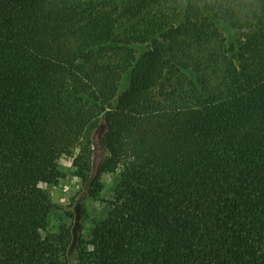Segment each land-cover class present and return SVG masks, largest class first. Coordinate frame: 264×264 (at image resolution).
<instances>
[{
  "label": "trees",
  "instance_id": "obj_1",
  "mask_svg": "<svg viewBox=\"0 0 264 264\" xmlns=\"http://www.w3.org/2000/svg\"><path fill=\"white\" fill-rule=\"evenodd\" d=\"M75 151L117 176L81 264H264V0H0V264H68Z\"/></svg>",
  "mask_w": 264,
  "mask_h": 264
},
{
  "label": "rangeland",
  "instance_id": "obj_2",
  "mask_svg": "<svg viewBox=\"0 0 264 264\" xmlns=\"http://www.w3.org/2000/svg\"><path fill=\"white\" fill-rule=\"evenodd\" d=\"M94 154L92 158V173L97 175L98 168L106 150L101 144V135H96ZM78 151L72 155H63L58 160L61 178L57 184H42V188L48 194L54 204L51 215L49 231L58 233L62 227L71 228L73 240L66 252L68 264H81L79 260L80 247H86L91 243V229L96 222L105 218L107 214V201L111 199L117 176L113 173L101 174L102 188L97 193L92 192L90 183L84 182L76 174L75 157Z\"/></svg>",
  "mask_w": 264,
  "mask_h": 264
}]
</instances>
